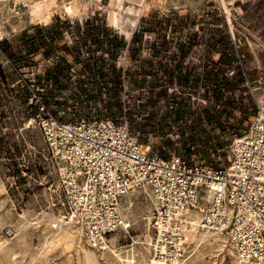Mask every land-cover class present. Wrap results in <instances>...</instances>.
Instances as JSON below:
<instances>
[{
	"label": "rangeland",
	"instance_id": "1",
	"mask_svg": "<svg viewBox=\"0 0 264 264\" xmlns=\"http://www.w3.org/2000/svg\"><path fill=\"white\" fill-rule=\"evenodd\" d=\"M113 1L82 0L84 16L57 12L42 25L29 22L23 1L0 0V183L7 189L0 219L23 220L19 233L10 226L1 230L0 240L9 243L0 250V264L80 259L65 247L43 249L55 229L42 214L64 208L48 189L55 171L40 132L23 129L37 86L62 110L69 94L83 110H91L87 100H93L103 115L127 120L154 152L218 167L227 166L235 134L248 131L264 107V0L236 1L231 19L216 0H145V7L144 0H122V8L142 7L139 20L124 17L128 33L109 22ZM144 197L133 198L134 215L150 205ZM129 231L140 236L143 225ZM115 234L118 247L131 244L124 232ZM216 244L191 262L232 264L230 252ZM99 263L116 264L111 257Z\"/></svg>",
	"mask_w": 264,
	"mask_h": 264
},
{
	"label": "built area",
	"instance_id": "2",
	"mask_svg": "<svg viewBox=\"0 0 264 264\" xmlns=\"http://www.w3.org/2000/svg\"><path fill=\"white\" fill-rule=\"evenodd\" d=\"M68 98L66 110L59 109L58 102L37 86L28 115L42 136L54 180L61 184L57 190L55 181L49 183L56 205L84 220L100 246L122 229L118 210L129 193L149 189L159 205L153 218L154 258L159 264H176V244L182 238L173 233H180L181 213L187 209L203 210L204 222L229 234L242 259L249 258L245 262L261 264L264 107L259 106L248 131L235 134L227 166L218 167L200 158L154 152L127 120L118 123L103 115L91 99L87 100L91 110H83L75 97ZM213 185L220 188L209 199Z\"/></svg>",
	"mask_w": 264,
	"mask_h": 264
},
{
	"label": "bare ground",
	"instance_id": "3",
	"mask_svg": "<svg viewBox=\"0 0 264 264\" xmlns=\"http://www.w3.org/2000/svg\"><path fill=\"white\" fill-rule=\"evenodd\" d=\"M14 1L16 3L23 1L27 5V17L29 19V22L33 24L48 25L51 23L52 18L57 12H61L63 16L72 19H74V17H82L87 12V6L83 4L82 0H70L66 2L62 1L61 3H59L58 0ZM216 1L228 14L229 19H231V6H233L234 3L238 0ZM145 3L146 2L144 0L142 2V6H144ZM108 13L109 22L112 27L117 28L121 32L128 33L126 27H124L123 24L125 19L124 17L129 16L132 17L135 21L139 20L142 13V7L136 9V6L134 7L131 4L125 8H122V0H115L112 2L111 8L109 9ZM3 25L4 24L0 21V40H2L5 35V28ZM260 102L263 103V101ZM33 128H35V122L33 119H29L23 129L29 130ZM58 170L61 173L64 172L63 168H59ZM54 184L57 190H60V182L57 180L54 182ZM219 188L220 186L217 187V185L212 186V190L209 194V199H211L212 196L216 194ZM6 193L7 189L5 185L3 183H0V196L6 195ZM139 195L143 197L145 196L144 199L146 198V200L150 204L148 207L146 206V210L142 211L140 215H134L135 203L133 198H136V192L129 193L126 198V202L123 203L121 209L118 210L122 217V220L124 221V224L122 229L117 230L115 233H119L120 231L124 232L125 237L130 238L131 240L130 245L118 247L117 245L120 239V235L114 233L111 238H104L102 242L103 244L100 246L99 242L95 238L90 236L84 220L78 218L77 215L72 211L61 210L58 214L46 212L42 214V218L48 219L47 224L51 225L55 229V232H52L53 236L47 241L45 240L46 242L43 248L44 252L48 253L57 247H65L69 249V253L71 255H73L74 251L79 254L80 259L78 261V264H98L99 259L102 257H111L116 264H159L158 261L154 258L155 236L153 231L154 213L159 208V205L149 189H145L144 191L140 192ZM2 207L3 206L0 205V210ZM181 216L183 224L180 227L178 226V232L180 233H173V231L170 230V232L173 233L174 236H178L179 234V236L182 238L176 244V253L178 256L175 261L176 264H191L193 262H191V260L194 259L193 257L196 255L197 257L202 256L201 249L212 242H215L219 245L220 252H223L224 250L230 252L232 257V264L251 263V261L245 262L244 260H247L249 258L245 257L244 259H242L239 253V249L237 248V244L232 240L229 234L222 230L212 228L204 222L203 210L187 209L186 211L181 213ZM22 223L23 220H21L19 223L14 224L11 220L3 217L2 219H0V232L3 228H5V226H10L13 227V229H15L17 233H19ZM140 223L143 225L142 234L137 237H132L130 235L129 229L132 226L139 225ZM8 243L9 240L1 239L0 250L6 248V245ZM190 247L191 251H189ZM99 252H101V255H98ZM73 256H75V254ZM261 264H264V260L261 262Z\"/></svg>",
	"mask_w": 264,
	"mask_h": 264
},
{
	"label": "crops",
	"instance_id": "4",
	"mask_svg": "<svg viewBox=\"0 0 264 264\" xmlns=\"http://www.w3.org/2000/svg\"><path fill=\"white\" fill-rule=\"evenodd\" d=\"M239 1V0H238Z\"/></svg>",
	"mask_w": 264,
	"mask_h": 264
}]
</instances>
